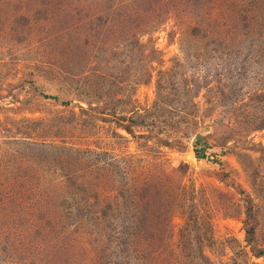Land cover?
I'll use <instances>...</instances> for the list:
<instances>
[{
	"label": "rangeland",
	"instance_id": "obj_1",
	"mask_svg": "<svg viewBox=\"0 0 264 264\" xmlns=\"http://www.w3.org/2000/svg\"><path fill=\"white\" fill-rule=\"evenodd\" d=\"M114 3L0 0V264H115L109 238L124 215L123 182L145 197L138 245L152 258L137 264H192L156 251L180 249L183 207L193 205L206 257L197 264H264L253 250L264 251V103L251 102L264 83V0H138L109 11ZM185 80L210 83L187 106L171 90ZM236 87L249 107L226 105ZM161 95L173 109L166 118L183 123L136 134L176 139L175 148L135 139L117 122L154 112ZM198 133L210 147L203 160ZM87 192L110 196L112 206L93 199L82 210L107 221L79 224ZM3 216L21 217L27 232Z\"/></svg>",
	"mask_w": 264,
	"mask_h": 264
},
{
	"label": "trees",
	"instance_id": "obj_2",
	"mask_svg": "<svg viewBox=\"0 0 264 264\" xmlns=\"http://www.w3.org/2000/svg\"><path fill=\"white\" fill-rule=\"evenodd\" d=\"M116 1V3L112 4V6L110 7L109 11L111 9H116L118 7H124L127 6L129 3L133 4L135 2H137L138 0H114ZM118 2V3H117ZM120 8V9H121ZM138 15V14H137ZM243 76H248V73H243V72H239V71H233L230 70V77H242ZM195 81V80H194ZM196 82V81H195ZM187 83L189 82H184V85H180V87H176V85H173L171 87V90H174V94L175 95H184L183 98L181 99V101H184L185 104L184 106L188 105L189 103H191V101L189 100L190 98L196 97L194 96L195 93H198L200 89H202L203 87L208 86L210 83L209 82H204L202 83H195L196 87L195 89H193V86L191 85H187ZM236 85V84H235ZM161 90L164 88L163 86L159 87ZM238 87H236L235 89L231 90V94H229V96L231 98H228L226 100V105L229 108H238V105H241L242 107H249L246 104V100L242 99L240 100V91L237 89ZM261 89H256L255 93L252 95L251 97V102H255L258 101L261 103H264V83L262 85H260ZM161 98H158V102L155 105V111L154 112H149L148 110L145 111H137V112H133L130 113V115L127 117H117V122L118 125L129 135H131L133 138L135 139H139V140H145V139H154L157 140V142H159V144H161L162 146L168 147V148H175V146L180 142L178 140H173L175 142H172L170 140L167 139H163L161 136H154L152 135L149 131H137L138 134H136V130L137 128L139 129H150L152 130V132L155 131V129L159 128L160 126L159 124H165V125H171V126H180V123L182 122H173L170 119L166 118V114L170 113L171 107H169L165 101L162 100V95L160 96ZM219 99V97H217ZM220 100V99H219ZM230 100H233L231 104H229ZM65 104H69V102H66ZM78 108L82 111V113H91L92 115H96V116H103L101 112H96L97 107H95V105H91V107L86 110L84 109V107H82L81 105L78 106ZM105 118V117H103ZM172 119V117H171ZM182 119H185L184 117H182ZM151 123V124H149ZM187 123V122H185ZM258 129H264V124H262L260 127H258ZM257 130V129H256ZM146 132V133H145ZM190 133L187 134V136L189 137ZM195 141H194V152L195 155L197 157V159L199 160H203L206 158L207 156V150L210 149L209 144L204 140V137L201 133H198L195 135ZM203 145V146H201ZM88 160V159H86ZM99 161V160H98ZM76 188H78L77 190L80 191V193L82 194V189H86V185L84 186H77ZM122 196L124 199V203H125V210H124V215L120 214V216L117 218L118 220L115 221V224L112 222L111 226L112 228V232L110 234V242L111 244H113L116 247V251L114 258H115V264H137V263H141L142 261H145L150 257V254L145 253V251L142 250V248L138 245V238L142 232V228H141V219H140V215L138 214L140 206L137 204V200L138 198H145L142 195V188L141 187H132L129 188L128 185L123 182L122 184ZM2 193L5 194V191H1L0 195L2 196ZM77 194V193H76ZM78 199V198H77ZM75 199V196L73 197V200H77ZM93 199H95L97 201V203H104V205L106 206H112V204L108 203L107 200L110 199V196H102L99 195L97 192L96 193H92V192H87L85 193V195H83L80 199H78L77 201V207L75 209H77V213H74L78 219L79 224L84 225L83 222H86L89 224L91 222V220L93 221L94 217L90 218L89 220H87L88 218H85L82 210H91L93 208V204L92 201ZM120 199V198H119ZM4 200V199H3ZM3 200H0V205H2ZM148 201V200H147ZM113 202V199H112ZM253 201L252 199H249L248 201V218H250L252 215V205H253ZM183 206V205H182ZM181 206V208H182ZM185 210V224L184 226L181 227V229L179 230V232L181 233L180 235V239L181 241L178 242L177 246L180 245V249H175L174 247H171L170 245H167L165 247H160L159 249H157V254H158V258L162 255L168 254L170 257H175L174 259L171 258L170 261L167 262H173V261H177V260H182V258H187V259H192L190 260V263L192 264H197V262L199 261H203L206 257L203 253V248H202V244L200 242L204 241L203 239V228L200 225V221L202 219V215L199 211H197V209H195V206L193 205L191 207V209H187V207H183ZM4 217V223L6 225V227H8V229H14L16 230L15 232L17 233L19 230V233H21L20 230L26 231L25 226L21 223V217H18L16 219H14V221L9 222V220H7V217ZM106 217H108V215H105L104 219L101 218H96L94 219V221L96 220V222H98L99 224L102 223V221H107L108 219H106ZM2 217H0V222L2 221ZM23 221V219H22ZM32 221V222H31ZM8 222V223H7ZM34 220H32L31 218L29 219V224L30 226L33 224ZM12 226V227H11ZM23 228V229H22ZM107 228V227H106ZM27 232V231H26ZM174 233L169 232L168 235L171 237ZM247 234V241L249 243H254L255 242V230L254 228H249L246 231ZM2 235H0L1 238ZM170 237L167 239L168 243L170 241ZM171 239H173V237H171ZM194 239H197V243L199 244L198 247L195 246L194 244ZM180 250V253H177V251ZM255 252V257L257 258H264V251L263 250H259L254 248L253 249ZM176 255V256H175ZM178 262V261H177Z\"/></svg>",
	"mask_w": 264,
	"mask_h": 264
}]
</instances>
